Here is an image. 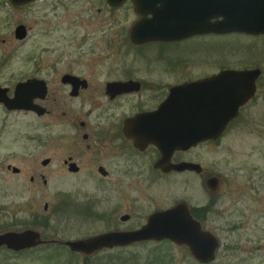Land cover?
<instances>
[{
    "label": "flooded vegetation",
    "instance_id": "af4514ba",
    "mask_svg": "<svg viewBox=\"0 0 264 264\" xmlns=\"http://www.w3.org/2000/svg\"><path fill=\"white\" fill-rule=\"evenodd\" d=\"M128 6L134 18L117 32L122 36V49L134 60L54 62L44 74L37 72L28 77L30 81L44 82L46 88L45 96L33 102L43 112L25 111L31 117L25 147L31 161L27 166L29 182L39 188L37 193L45 194L44 205L41 204L44 212L31 210L28 220L14 221L25 229L0 234L26 231L38 234L27 239L31 241L27 246L1 244L0 260L37 259L44 264L134 261L141 259L147 245L158 246L153 248L155 253H149L152 256L161 254V245L172 244L186 249L197 263L209 264L198 262L188 246L167 239L114 241L111 246L88 251L74 245L105 234L136 232L146 227L153 215L178 206L184 208L183 216L192 219L202 231L211 233L210 228L220 226L218 222L223 223L224 212L219 211L218 202L223 196L221 186H226L228 181L211 175L208 148L219 144L230 127L244 116L261 87V69L226 66L220 60H209L204 40L221 34L133 41V28L143 16L136 12L132 0L119 7H109L118 11ZM145 34L139 30L135 35ZM61 64L88 66L86 71L60 72ZM255 69L260 70L256 79L243 78L235 85L238 91L249 93L255 86V95L239 109L238 117L221 137L200 138L189 147L172 149L173 128L194 129V109L188 108L186 101L194 97L202 99L206 92L209 99H220L225 94L226 82L208 84L190 93L182 92L180 87L215 78L226 70ZM167 101L181 103L162 111ZM56 123L60 128H52ZM6 170L19 176L26 169L6 164ZM212 178L218 180L216 189L209 187ZM190 179L200 181L207 198L204 204H196L187 194L165 198L158 188L154 190L160 182ZM53 181H61L62 185L72 181L75 188L50 192ZM33 202L34 195L25 205L33 206Z\"/></svg>",
    "mask_w": 264,
    "mask_h": 264
},
{
    "label": "rangeland",
    "instance_id": "374dc122",
    "mask_svg": "<svg viewBox=\"0 0 264 264\" xmlns=\"http://www.w3.org/2000/svg\"><path fill=\"white\" fill-rule=\"evenodd\" d=\"M133 18L129 6L113 11L107 0H37L21 7L10 0H0V86L9 88L12 97L19 82L37 72L44 74L54 62L134 60L122 49V36L117 32ZM22 24L28 29V37L19 41L15 30ZM204 44L210 61L262 71L257 98L221 142L208 148L211 175L222 176L229 183L221 186L223 196L218 202L224 221L209 229L220 242L216 258L209 264H264V35L210 36ZM87 66L61 64L59 71H86ZM30 119L25 111L9 112L0 107V234L25 229L14 221L28 220L31 210L44 212L41 204L44 205L45 194L36 192L39 188L30 184L27 170L31 164L25 152ZM52 128L60 127L56 123ZM6 164L26 170L22 175H13L6 170ZM52 183L50 192L75 188L72 181ZM157 188L162 197L187 194L201 205L207 200L197 179L160 182L154 190ZM33 195L35 204L26 206L25 201ZM240 222L244 224L235 226ZM149 246L142 250L145 253L140 260H99L93 264H199L184 248L164 244L159 247L161 254L151 256L149 253H155L153 248L158 246ZM0 263L44 264L37 259Z\"/></svg>",
    "mask_w": 264,
    "mask_h": 264
},
{
    "label": "water",
    "instance_id": "95a60500",
    "mask_svg": "<svg viewBox=\"0 0 264 264\" xmlns=\"http://www.w3.org/2000/svg\"><path fill=\"white\" fill-rule=\"evenodd\" d=\"M37 0H10L14 6H24ZM127 0H107L111 7H119ZM136 12L143 16L133 28L132 39L135 42L153 40H178L199 34H231L264 35V0H132ZM151 15V18L148 16ZM144 30L145 35H135ZM148 33V34H147ZM28 36L25 25H19L15 30V38L23 41ZM260 70H226L219 76L204 82L187 84L180 87L185 93L203 86L226 82L225 94L220 99L208 98L207 92L202 99L186 101L188 108L194 109V129L173 128L170 139L172 149L191 146L200 138L216 140L226 131L227 127L239 115V109L255 95V86L251 92H240L235 85L243 78L256 79ZM205 90V89H204ZM46 94L44 82L27 80L19 82L12 97L9 89L0 87V105L8 111L33 110L39 114L43 111L33 105L36 99H42ZM212 99V100H211ZM180 101H167L163 107L170 108L180 104ZM186 104V103H185ZM203 126V128H202ZM192 135L194 136L192 139ZM196 139V140H195ZM218 180L212 178L209 187L216 189ZM183 207L157 213L150 218L146 227L128 234L115 233L94 237L88 241L74 243L86 251L111 246L114 241L130 243L137 240H170L190 248L193 257L201 263H211L216 258L219 241L211 233L202 231L192 220L183 216ZM178 216H183L177 218ZM38 234L32 231L23 233H7L0 236V245H30L32 237ZM25 238V239H20ZM27 240V241H26Z\"/></svg>",
    "mask_w": 264,
    "mask_h": 264
}]
</instances>
